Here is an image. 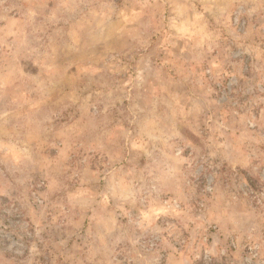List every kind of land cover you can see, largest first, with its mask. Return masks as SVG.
Returning <instances> with one entry per match:
<instances>
[{
    "label": "rangeland",
    "instance_id": "rangeland-1",
    "mask_svg": "<svg viewBox=\"0 0 264 264\" xmlns=\"http://www.w3.org/2000/svg\"><path fill=\"white\" fill-rule=\"evenodd\" d=\"M0 264H264V0H0Z\"/></svg>",
    "mask_w": 264,
    "mask_h": 264
}]
</instances>
